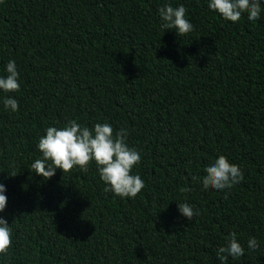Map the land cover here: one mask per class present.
Here are the masks:
<instances>
[{
	"label": "trees",
	"instance_id": "obj_1",
	"mask_svg": "<svg viewBox=\"0 0 264 264\" xmlns=\"http://www.w3.org/2000/svg\"><path fill=\"white\" fill-rule=\"evenodd\" d=\"M208 3L0 0V76L9 60L20 74L18 92L0 90V216L12 236L0 264H221L232 232L244 255L225 264H264V0L258 20L237 22ZM169 4L193 31L161 27ZM69 120L127 130L141 154L131 174L145 182L135 198L105 192L95 162L48 180L30 170L46 128ZM220 155L244 179L205 190ZM178 203L199 215L188 221Z\"/></svg>",
	"mask_w": 264,
	"mask_h": 264
},
{
	"label": "clouds",
	"instance_id": "obj_2",
	"mask_svg": "<svg viewBox=\"0 0 264 264\" xmlns=\"http://www.w3.org/2000/svg\"><path fill=\"white\" fill-rule=\"evenodd\" d=\"M208 8L217 12L224 20L237 22L242 14L247 13L249 21L260 18L261 0H209ZM187 9L183 5L173 7L170 4L158 8L161 27L165 30L174 29L177 36H184L193 31V25L186 19ZM6 76H0V90L6 93L18 92L19 72L16 62L9 60L5 66ZM5 109L12 112L19 110L18 101L12 97L3 100ZM46 134L39 138L37 149L42 158L36 159L30 170L44 180L52 178L57 169L69 173L74 167L87 172L91 162H95L100 179L105 183V192H112L121 198H135L145 187L141 177L131 174L135 165L141 161V154L126 143L128 132L121 128L114 133L109 123H96L92 128L82 126L76 120H69L63 127L50 126ZM203 188L215 190L231 189L244 177L241 168L230 163L224 155H220L210 166L204 168ZM15 176V173L10 174ZM193 179H197L193 177ZM5 185L0 183V213L7 204ZM181 193L191 191L189 187H181ZM227 198V197H226ZM181 215L190 221L199 215L188 203H178ZM12 245L11 229L6 219L0 216V254H6ZM251 250L259 247L256 238L248 240ZM244 255V248L237 241L236 233L225 237V244L217 249V257L225 264L228 257L233 259Z\"/></svg>",
	"mask_w": 264,
	"mask_h": 264
}]
</instances>
